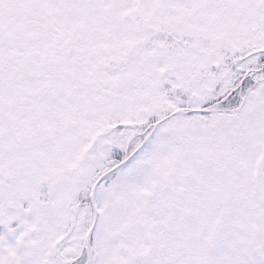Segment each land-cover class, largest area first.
Segmentation results:
<instances>
[{
  "label": "snow or ice",
  "instance_id": "6c2138e0",
  "mask_svg": "<svg viewBox=\"0 0 264 264\" xmlns=\"http://www.w3.org/2000/svg\"><path fill=\"white\" fill-rule=\"evenodd\" d=\"M0 264H264V0H0Z\"/></svg>",
  "mask_w": 264,
  "mask_h": 264
}]
</instances>
